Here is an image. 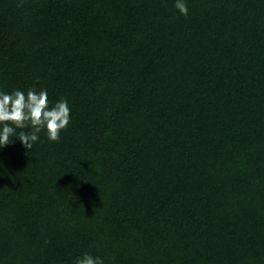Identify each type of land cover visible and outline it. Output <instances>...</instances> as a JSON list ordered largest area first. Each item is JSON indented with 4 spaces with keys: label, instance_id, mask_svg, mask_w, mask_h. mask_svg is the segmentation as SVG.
<instances>
[{
    "label": "trees",
    "instance_id": "trees-1",
    "mask_svg": "<svg viewBox=\"0 0 264 264\" xmlns=\"http://www.w3.org/2000/svg\"><path fill=\"white\" fill-rule=\"evenodd\" d=\"M184 2L0 0V92L71 109L0 147V264H264V0Z\"/></svg>",
    "mask_w": 264,
    "mask_h": 264
},
{
    "label": "clouds",
    "instance_id": "clouds-1",
    "mask_svg": "<svg viewBox=\"0 0 264 264\" xmlns=\"http://www.w3.org/2000/svg\"><path fill=\"white\" fill-rule=\"evenodd\" d=\"M174 7L187 16L188 7L184 0H176ZM71 109L67 100L61 98L54 106H50L46 90L30 89L25 92L15 90L12 93L0 92V147L13 142L11 137L16 135L17 128L31 127L30 133L21 131L17 137L25 149H31L39 140V133L47 131L51 142H59L61 132L67 129L71 122ZM75 264H104L100 257L89 253L82 254Z\"/></svg>",
    "mask_w": 264,
    "mask_h": 264
}]
</instances>
